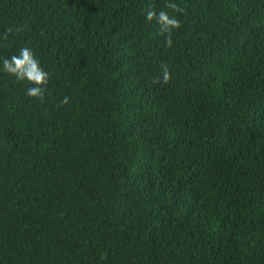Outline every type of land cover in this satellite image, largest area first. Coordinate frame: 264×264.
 Listing matches in <instances>:
<instances>
[{"label":"trees","instance_id":"16d2710c","mask_svg":"<svg viewBox=\"0 0 264 264\" xmlns=\"http://www.w3.org/2000/svg\"><path fill=\"white\" fill-rule=\"evenodd\" d=\"M0 264H264V0H0Z\"/></svg>","mask_w":264,"mask_h":264},{"label":"clouds","instance_id":"9594fccd","mask_svg":"<svg viewBox=\"0 0 264 264\" xmlns=\"http://www.w3.org/2000/svg\"><path fill=\"white\" fill-rule=\"evenodd\" d=\"M169 7L179 10L177 5L171 4ZM156 13L152 11L147 12V19L151 21ZM159 22L165 25H170L174 28L180 27V22L177 19H170L169 16L161 11L159 13ZM169 45L171 41H168ZM163 82L168 83L171 79L170 70L167 65H163ZM3 70L16 76L20 80H27L31 85L26 90V95L43 100L45 88L44 86L49 81V73L45 71L39 61L29 48H22L19 51V55H12L11 58H5L3 60ZM159 82V81H156ZM68 98L65 97L63 103H67Z\"/></svg>","mask_w":264,"mask_h":264}]
</instances>
